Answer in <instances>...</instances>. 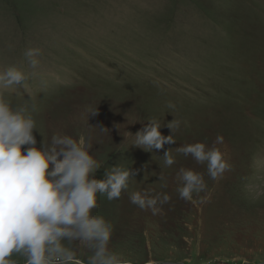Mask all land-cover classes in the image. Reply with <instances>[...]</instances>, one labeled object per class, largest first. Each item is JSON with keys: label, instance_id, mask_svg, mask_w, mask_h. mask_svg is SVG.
<instances>
[{"label": "rangeland", "instance_id": "obj_1", "mask_svg": "<svg viewBox=\"0 0 264 264\" xmlns=\"http://www.w3.org/2000/svg\"><path fill=\"white\" fill-rule=\"evenodd\" d=\"M33 47L36 69L24 56ZM10 65L27 81L3 95L46 141L84 135L97 178L113 165L135 173L93 210L113 226L112 250L130 264H264V0H0V70ZM149 118L164 135L179 121L175 143L132 145ZM218 135L230 168L213 181L177 148ZM181 168L204 175L191 200L176 191ZM134 191L170 199L153 214L131 203Z\"/></svg>", "mask_w": 264, "mask_h": 264}, {"label": "clouds", "instance_id": "obj_2", "mask_svg": "<svg viewBox=\"0 0 264 264\" xmlns=\"http://www.w3.org/2000/svg\"><path fill=\"white\" fill-rule=\"evenodd\" d=\"M41 54L37 47L25 51L31 68L39 66ZM26 81L20 67L10 65L0 70V264H17L14 254L22 257L24 264H130L109 246L112 224L93 210L98 206V195H106L109 201L118 199L135 173L113 165L103 178H97L101 166L92 154L91 139L84 135L75 138L54 133L46 141L28 108L13 106L3 95V90L13 86L23 88ZM179 126L173 119L167 124L171 133L164 135L162 123L149 118L140 130L130 132L132 145L146 151L163 150L165 144L175 143L174 128ZM34 131L43 137L39 145ZM222 142L218 135L211 146L195 142L177 151L205 165L207 175L218 181L230 168L218 146ZM163 157L166 166L175 163L169 149ZM177 180L176 191L184 200L207 188L204 175L191 168H181ZM169 199L167 194H130L131 203L151 209L153 214L159 211L158 203ZM84 252L90 253L86 260Z\"/></svg>", "mask_w": 264, "mask_h": 264}]
</instances>
